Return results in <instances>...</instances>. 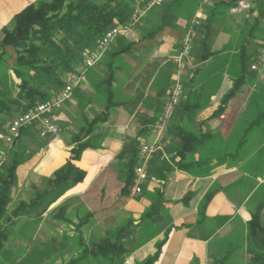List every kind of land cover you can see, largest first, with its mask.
Wrapping results in <instances>:
<instances>
[{
    "label": "crops",
    "instance_id": "crops-1",
    "mask_svg": "<svg viewBox=\"0 0 264 264\" xmlns=\"http://www.w3.org/2000/svg\"><path fill=\"white\" fill-rule=\"evenodd\" d=\"M33 1L0 0V28ZM182 1L188 14L168 19L172 13L168 10L153 12L155 7L136 26V43L128 45L124 43L125 38L118 37L109 47L107 57L123 59L112 66V87L117 104L110 108L107 120L97 125L95 147L84 149L80 158L73 161L85 172L83 180L67 189L42 212L36 205L12 218L13 232L28 237L29 244L36 240L43 245L53 244L57 254L53 253L52 257H60L63 243L73 241L80 233L84 238L86 235L92 237L94 227L101 221L111 217L114 221L110 226L123 225L125 217L121 213L126 210L133 222L140 224L136 239L143 241L136 245L124 264L140 263L155 252L156 243L160 241L164 242L153 264H217L216 259L225 254V264H247L250 261L251 255L246 252V224L251 212L264 201V118L255 122L264 112V104L258 105V99L263 95L255 91L257 81L247 75L224 111L219 116L213 113L231 88L232 80L239 75L234 77L221 71L227 68L229 61L239 60L242 45L252 49L253 42L258 44L256 36H239L231 42L226 29L214 23L208 35H197V42L208 40L210 54L201 60L203 51L195 50L187 61L182 75L181 104L165 128L162 150L150 161L142 194L138 197H134L131 191L121 194L125 176L122 165L128 154L123 159L116 158V155L134 140L137 148L142 143L154 141L153 125L161 115L175 71L171 56L179 48L192 17L199 15L204 5L212 6L211 0ZM228 14L238 24L240 14L229 11ZM228 19V26H231L233 21ZM237 28L240 32V26ZM93 79V74L89 73L83 82L88 87ZM81 94L82 91L78 95ZM70 104H61L52 112L55 122L64 126L60 134L45 135L36 122L25 126L19 134L13 149L19 153L21 162L16 169L17 186L11 191V206L28 203L36 191L47 189V179L69 159L74 130L85 118L90 119L102 109L97 113L81 112L79 104ZM180 126L198 138L208 132L211 134L209 138L205 137L203 146H214V151L205 153L203 148L188 159L210 160L206 168L184 170L173 165L179 159L174 151V143L178 140L174 128ZM241 140L243 147L237 154ZM210 190H213L212 198L204 217L200 218L199 206ZM157 191L161 193L164 221L160 226L140 222L141 215L156 199ZM186 196L189 197L184 200ZM41 200L38 198V202ZM261 223L264 225V206ZM166 229L169 230L165 238ZM33 248L34 256L42 249ZM63 252L65 256L66 251Z\"/></svg>",
    "mask_w": 264,
    "mask_h": 264
},
{
    "label": "trees",
    "instance_id": "trees-1",
    "mask_svg": "<svg viewBox=\"0 0 264 264\" xmlns=\"http://www.w3.org/2000/svg\"><path fill=\"white\" fill-rule=\"evenodd\" d=\"M237 1L220 0L219 2L230 7ZM134 3L135 0H35L15 13L10 23L0 28V135L4 132L7 123L16 115L13 107L25 112L59 91L64 85L63 75L70 72L80 62L81 52L94 48L107 29L125 22ZM260 14L261 17L257 20L264 19V12L261 11ZM211 16L207 18L206 33L210 29ZM257 24L254 22L251 26L249 37L253 36L252 33ZM201 46L203 53L200 59L204 60L210 54L205 39L202 40ZM116 54L120 55L121 52H116ZM254 57H256L255 53L254 55L248 54L246 46L242 45L239 55V75L232 80V86L223 95L220 105L213 113L214 116H219L224 111L227 102L238 93L244 84L248 73L254 78L257 77L256 73L250 70V63L248 64L249 60ZM112 64L113 62L107 63L108 74L105 78H101L97 86L104 91L105 105L90 119L85 118L80 127L71 135L70 144L72 146L69 159L47 179L46 190L36 191V195L28 203L19 202L14 206H11V191L17 186L16 169L21 162L19 153L13 149L17 139L9 148L7 160L0 169V245L9 236L7 227L9 223H12L13 217L21 214L27 207L35 208L36 205L40 206L42 212L67 189L83 180L85 172L73 161L80 158L84 149L95 147L93 142L98 136L96 134L97 125L107 120L110 108L117 104L112 87ZM180 104L181 101L178 105ZM7 118H10L8 122H6ZM261 118H264V112L258 115L255 122ZM24 128L20 129L19 134ZM174 132L178 139L174 143V151L179 159L174 161L173 165L184 170L206 168L210 160L188 159L199 154L203 148L205 153L214 151V146L208 148L203 146L205 137L209 138L211 134L208 132L198 138L197 135L181 126L174 128ZM242 145L243 140L237 147V154L243 147ZM137 150V142L134 140L131 144L124 145L116 155V158L123 159L128 154L126 162L122 165L125 176L121 194H127L133 185ZM160 194L157 191L156 199L141 215L140 222L148 221L160 226L164 221V215L161 214ZM212 195L213 190L205 193L198 210L200 218L204 217ZM188 197L186 196L184 200ZM38 198L42 200L38 202ZM263 206L264 201L260 202L251 212L250 220L246 224V252L251 255L247 264H264V225L261 223ZM168 230L165 231V238ZM139 234L138 224L129 219L126 224L109 231L108 234L85 247L80 258H85V255L90 254L100 260L99 264H122L123 256L130 251L132 241L136 240ZM163 242L156 243L155 252L139 264H153L159 256ZM226 258L227 254L222 258H217L216 263L225 264Z\"/></svg>",
    "mask_w": 264,
    "mask_h": 264
},
{
    "label": "rangeland",
    "instance_id": "rangeland-1",
    "mask_svg": "<svg viewBox=\"0 0 264 264\" xmlns=\"http://www.w3.org/2000/svg\"><path fill=\"white\" fill-rule=\"evenodd\" d=\"M211 1H212V6L204 5L202 7L201 13H199V15H194L192 17V19H196L200 23V25L198 27V31H197L198 37H199V34L201 35L203 33H206L205 32V30H206L205 25L207 24V18L210 17V15H212L211 16V18H212L211 25H212V23H214L219 27L225 28L226 31L230 34L231 42H233V40L236 37L239 38V36H241V38H244V36L249 35L251 26L254 24V22H257L258 24L252 33V35H253L252 37L256 36V38L259 40V43L257 44L255 42H253L252 49H247L248 54L254 55V53H255V55H256L257 50L260 46V42L264 41V19H258L257 20V18L261 17L260 12L261 11L264 12V0H252L251 1V7L249 8V10L244 12V13H241L242 16H241V14L237 16L238 22L237 21L236 22L238 24H235L234 23L235 21L232 20V16H230L228 14L229 7L227 5L220 4V2H219L220 0H211ZM155 7H154L155 9L153 8L154 9L153 12H155V11L165 12L168 10L169 11L168 13H172L173 16L172 15L167 16L168 19H171V18L173 19L174 17L176 18L179 15H184V14L189 13L188 8L185 5V2H183L182 0H180L178 2L173 1V0H160L159 4H157ZM185 10H187V11H185ZM193 14L194 13L192 12L191 16ZM228 18H230L233 21L231 23L232 24L231 26H228L229 25L228 24V22H229ZM10 21H11V19H10ZM10 21L6 25H8L10 23ZM141 21H140V23H141ZM140 23H138L136 26H138ZM211 25H210V27H211ZM136 26L134 27L133 32H135ZM238 26H240V32L238 31V28H237ZM207 33L205 35H208ZM198 37L196 36L194 39L195 45L192 48V51L190 53V57L193 55L195 50H196V52L202 50V48H201L202 47L201 46L202 41L201 40L198 41L200 43V45L196 46V44L198 43L197 42ZM125 40H127V41H124V43H127L128 45L130 43L131 44L136 43V40H137L136 34L134 33V37L132 39L125 38ZM205 43H206V46L208 48H210L208 40H206ZM9 51H10V54H12L11 49H9ZM254 59H255V57L250 59L248 64L249 63L251 64ZM122 60H123L122 57L121 58L115 57V56L113 58L107 57V52H106L103 55V57L101 58V60L99 61V63L95 67L90 69L86 73V75L81 79L80 84L74 89L70 100L63 102L62 104L63 105L67 104V106L71 105L70 103H74L76 106H78V104H79L81 112L92 111L93 113H97L98 112L97 110L101 109L104 106L103 104L105 103L104 91L97 88L98 82L101 80V78H105L108 74V65L105 62L110 61V62H113V64H114V62H116V61L121 62ZM195 60H197L196 57H195ZM236 60H238V59L234 58V62H233V60L229 61V62L227 61L228 62L227 68L225 70L221 71V73L222 74L227 73L228 75H232L234 77L236 75H238L240 72V66H239V60L237 61V63H236ZM9 61L11 62L12 60H9ZM113 64H112V66H113ZM89 73L93 74L94 79H93V82L91 83V85L87 87V85H85V82H83V81L86 80L87 75H89ZM247 73H248V70H247ZM248 75H249V73H248ZM249 76H251V75H249ZM251 79H253V81L254 80L257 81L254 83V84H256L255 85L256 86L255 91L257 90L258 93L259 92L262 93L263 97L258 99V101H259L258 103H261V105H263L264 104V78L258 79L257 77L254 78L252 76ZM63 80L65 82L66 74L63 75ZM15 81H16V79H15ZM85 88H86V91L88 90L87 91L88 94H86V91L84 90ZM80 91H82V94H83V95L81 94V96L78 95V94H80ZM85 95H87V96H85ZM117 100H118V98H117ZM100 102H102V103L99 104ZM13 111H14V114H19L22 112V110H17L15 107H13ZM10 118H7L6 122H8V120ZM56 124L58 125V127H60V129L64 127V126L62 127L61 126L62 124H59L58 122H56ZM76 130H74V131H76ZM11 146H13V145H11ZM209 149H213V148H209ZM258 158L263 159V157H258ZM130 191H131V189H130ZM141 194L142 193H140L139 195H133V194L132 195L134 197H138ZM121 214L125 217L124 224H126L128 219H130V218L132 221H134V219L128 214V212L126 210H123V212ZM113 221L114 220L111 217H109V220L101 221L99 226L94 227V232H93L92 237H90V236L88 237V235H86V237L84 238L83 237L84 234L80 233V235L76 236V238L73 241L63 243L64 245H62L60 247V250H61L60 257H58V256L52 257V254L55 253L53 244L43 245L40 242H38L37 240L35 242H31L29 244V241H30L29 238L28 237H25V238L20 237L19 235L15 234L13 232L14 231V224L9 223L8 227H7L9 236L5 240H3L2 244L0 245V264H99L100 260L93 257L92 255H88L86 258H80L81 257L80 254L83 252V249L85 247L90 246V244L94 240L98 239L97 237H99V238L102 237L101 236L102 232L105 229H106V231L103 234V236L108 234L109 231L116 229L117 227L109 225ZM139 225L140 224H138V229H140ZM146 236H148V235H146ZM36 239H38V238H36ZM142 241H143V239H140V238H139V240L136 239V240L132 241L130 251L123 256V262H125L127 260V258L129 260L130 257H128V256L131 255L134 248H136V245L140 244ZM35 246H37V249L38 248L40 249L42 247V249H40V251L38 253H35L37 256L36 255L34 256L33 250L35 248H33V247H35ZM63 251H66L65 256H63V254H62V253H64ZM43 254L45 255L44 258H42ZM55 254H57V252ZM67 254H68V256H67ZM123 262H122V264H124Z\"/></svg>",
    "mask_w": 264,
    "mask_h": 264
},
{
    "label": "built area",
    "instance_id": "built-area-1",
    "mask_svg": "<svg viewBox=\"0 0 264 264\" xmlns=\"http://www.w3.org/2000/svg\"><path fill=\"white\" fill-rule=\"evenodd\" d=\"M252 0H238L229 7L231 14H241L249 10ZM160 0H135L133 9L128 19L107 29L92 49H85L81 52L80 62L66 74L63 87L46 100L37 103L31 109L16 114L6 125L1 134L2 148L0 149V169L8 157L9 148L19 136L20 129L32 124L39 123L43 134L56 136L61 132L60 127L52 117L54 109L63 102L69 100L74 89L80 84L86 73L95 67L103 55L108 51L110 45L118 38L132 39L134 27L157 5ZM200 23L192 19L186 26L185 33L177 51L171 56L175 64V71L172 83L168 90L167 99L162 107L160 117L153 125L156 135L151 143H142L137 150V159L134 167V180L131 187L133 195H139L142 185L148 178V168L153 156L162 150L163 133L167 124L174 114L175 108L183 97L182 75L186 69L187 61L190 58L192 46ZM250 70L254 71L258 79L264 78V41L260 42L255 59L250 64Z\"/></svg>",
    "mask_w": 264,
    "mask_h": 264
}]
</instances>
